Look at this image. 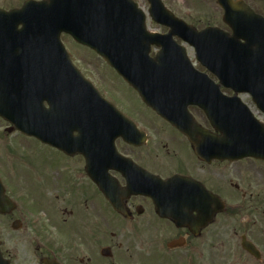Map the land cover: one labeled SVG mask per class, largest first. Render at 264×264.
<instances>
[{"label": "flooded vegetation", "instance_id": "obj_1", "mask_svg": "<svg viewBox=\"0 0 264 264\" xmlns=\"http://www.w3.org/2000/svg\"><path fill=\"white\" fill-rule=\"evenodd\" d=\"M240 1L264 18V0ZM8 8L0 0L3 40ZM156 51L152 47L151 53ZM105 68L109 78H102L114 97L81 71L122 114L114 115L117 133L122 129L131 140L117 134L114 166L104 177L101 156L63 150L65 139L77 131L62 124L70 116L55 110L53 120L60 123H51L49 135L59 141L46 145L53 153L47 181L35 180L27 192L17 185L20 199L30 202L18 217L26 209L30 225L22 229L17 218L23 231H0V264H264V162L200 158L182 132ZM219 88L224 96L233 95L230 87ZM52 95L53 103H65L64 91ZM239 96L264 123V112L249 94ZM260 100L264 105V96ZM188 110L197 129L217 133L200 109ZM151 174L159 179L152 187ZM173 176L177 181L171 184ZM103 185L114 195V209Z\"/></svg>", "mask_w": 264, "mask_h": 264}, {"label": "water", "instance_id": "obj_2", "mask_svg": "<svg viewBox=\"0 0 264 264\" xmlns=\"http://www.w3.org/2000/svg\"><path fill=\"white\" fill-rule=\"evenodd\" d=\"M148 1L152 19L170 27L168 34L160 36L162 38L146 32L144 15L129 0L26 1L21 11L27 17L21 21L22 28L15 31L13 42L7 43V51L11 55L6 59V88L7 91L23 93L17 106L23 112L18 115L10 102L5 104L0 100V116L27 135H33L36 130L43 132L42 125L46 121L42 111L45 114L48 111L41 105L42 98L39 101L29 98L32 78L37 61L50 62L53 58L49 53L61 50L58 39L61 32L69 33L76 41L103 56L139 92L146 104L180 127L183 126L182 116L187 115L185 109L188 104H197L210 118H215L216 107L228 103L223 101L217 87H210L211 82L205 75L192 69L183 48L172 43L173 35L194 46L198 61L221 83L237 92H249L257 102V97L264 92V21L261 18L250 11L245 15L240 4L232 0H216L224 9L223 20L231 27L232 35L217 28L198 32L174 17L160 0ZM152 43L162 46L154 59L147 56ZM175 67L177 71L172 70ZM0 76L3 77L2 70ZM66 77L71 93H79L78 99L95 100L90 94L82 97L86 93L72 65ZM231 99L238 102L236 97ZM241 107V116L228 118L229 139L226 133L224 137L223 116L216 119L215 125L221 135L210 136V148L218 149L216 157L264 159V127L245 107ZM88 110L84 107L83 111L88 114ZM35 111L37 116L34 119ZM187 134L192 142L197 141L195 136ZM38 137L47 141L43 135L38 134ZM98 139L106 151L110 136L104 134ZM13 208L0 183V212H10Z\"/></svg>", "mask_w": 264, "mask_h": 264}, {"label": "rangeland", "instance_id": "obj_3", "mask_svg": "<svg viewBox=\"0 0 264 264\" xmlns=\"http://www.w3.org/2000/svg\"><path fill=\"white\" fill-rule=\"evenodd\" d=\"M20 1L21 0H17L15 3L10 4L12 0H6V3L8 6H11L18 4ZM136 1L141 7L147 9V4L144 0ZM163 2L176 16L198 29L206 25H216L226 29L221 21L222 11L216 5L215 0H163ZM147 21L149 22L150 19L148 18ZM149 26L164 31L163 28L153 23H149ZM63 41L72 54L76 65L80 67L87 76L93 78L98 85L108 90L109 94L114 97V88L108 81L106 82L102 78V76L109 78V74L105 72L107 70L101 61L94 58L88 50L78 47L70 38H63ZM188 55L194 61L192 50H188ZM132 98L137 101L135 97ZM6 125L7 124L0 120V133H2L0 136V172L2 174L0 175L6 176L7 182L6 178H4L5 187L8 194L17 202V209L12 214L0 215V231H23L22 229L30 225V216L27 214L26 209L23 212V218L18 217V215H20L18 212H22V209L28 207L27 204L29 205L30 202L20 199L17 185L21 183L20 185L25 187L23 191L27 192L26 190L30 188L26 186H29V184L35 180L36 183L47 181V172L45 171L48 168L47 165L53 153L44 145L30 137L19 135L16 131H12L11 133L3 131ZM11 169H15L18 172V176L13 175L8 177L6 171H10ZM20 175H22V177H20ZM17 218H20L22 221V229L12 230L10 227L11 223L13 219Z\"/></svg>", "mask_w": 264, "mask_h": 264}]
</instances>
